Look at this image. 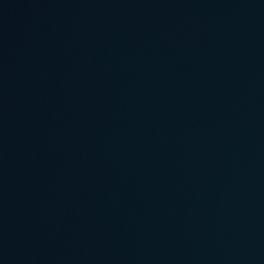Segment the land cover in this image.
Wrapping results in <instances>:
<instances>
[{
	"label": "water",
	"instance_id": "1",
	"mask_svg": "<svg viewBox=\"0 0 264 264\" xmlns=\"http://www.w3.org/2000/svg\"><path fill=\"white\" fill-rule=\"evenodd\" d=\"M0 264H264V0H0Z\"/></svg>",
	"mask_w": 264,
	"mask_h": 264
}]
</instances>
